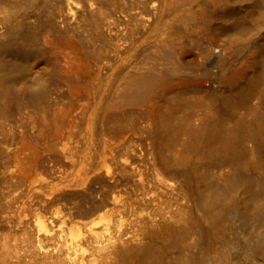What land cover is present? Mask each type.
<instances>
[{
  "label": "bare ground",
  "instance_id": "1",
  "mask_svg": "<svg viewBox=\"0 0 264 264\" xmlns=\"http://www.w3.org/2000/svg\"><path fill=\"white\" fill-rule=\"evenodd\" d=\"M127 1L0 0V127L5 126L7 130L10 125L7 128L9 123L6 122L14 110L24 106L41 109L44 111L42 118L46 117L49 108L53 105L58 107L52 95L63 97L62 90L70 95L67 98L71 97L73 106H76H72L75 108L73 113L68 110L62 118L63 113L57 112L62 108L58 102L60 109L56 112L61 115V118L57 115L58 120H64L63 123L59 121L61 125H57L60 129L59 132L55 131L57 133L45 134L48 125L42 118V126L38 127L36 136L18 127V137L13 142L12 156L9 158L10 168L0 176L3 182L0 216L7 214L3 217H6L5 220L16 219L17 226L21 228L25 216L21 218L22 207L19 205L25 201L31 204L38 198L45 206L67 194L70 188L74 189L72 192L85 197L94 184L119 187L132 181L140 190V206L131 208L126 219L128 223H143L135 229L137 222H132L133 228L124 224L127 222L121 218L125 215H121L119 219L124 226L121 222L119 224L120 220L117 221L115 235L112 230L109 236V229L106 233L103 225V232L109 237L106 236L104 241L100 238L99 241L95 223L90 221L74 226L70 221L71 226L66 221L70 227L67 229L65 226L64 240L62 233L65 230L61 229L66 223L62 222L64 218H60L61 222L56 224L59 226L55 229L61 227L63 236L56 235L63 237L64 242L70 241L64 244L59 239L67 252L62 250L61 244L48 247L52 243L49 240L55 235L54 223L64 213L60 210L62 215L55 216L57 213L51 211L54 218L53 215H50L52 220L46 218L51 223L47 220L48 224L45 223L44 218H38L33 223V239L32 235L25 234L27 230L24 233L18 230L26 235L21 234L23 238L20 237L18 244L14 236L19 237L20 232L15 230L18 234L13 233L12 242L8 241V237L12 238L10 234L5 237L7 240H0V264H27L29 260L37 259L48 262L54 257L61 259V254V257L54 256L61 250L65 251L62 257L65 264H95L99 252L104 254L107 262L111 253H117L121 260L124 252L119 242L123 239V233L129 238L143 237L144 242L141 241L143 243L135 249L136 255L143 263L155 261L161 252L160 243L169 241L174 235L173 230L162 223V219L165 216L181 217L180 211L184 207L190 213L197 208L209 223L202 232L198 225L193 252L188 250L191 253L182 255L181 259L177 257L180 259L177 264H228L230 255L223 248L219 249L217 261L214 259L217 256L215 251V262L210 261L208 258L211 257L204 254L206 248H203L202 240L206 237L204 233H210L216 242L219 241L217 244L223 242L224 246L230 244L229 248H234V244L224 240L229 229L227 221L231 209L245 225H256L253 215L262 223L257 228L255 243L264 248V42L248 44V40H242L245 33L240 32L244 35L240 34L241 39L238 34L239 28L241 30L243 24L246 26L248 23L246 18L251 12L254 18L262 16L259 5L262 7L264 2L261 0L263 3L259 4V0H250L252 3L243 0L237 9L238 6H231L229 0H134L133 4L140 7L139 10L135 8L134 12L128 5L131 0ZM253 4L259 8H251ZM104 14H111L112 21H108L107 16V20L103 19ZM260 17L257 19L260 20ZM115 21L123 27L114 28ZM227 21L231 25L241 26L237 27L236 32L239 36L236 34V41L226 40L220 45L215 39L224 30L221 24ZM239 21L241 24L237 23ZM101 44L103 47L110 46L108 51L105 50L106 56H103L105 47L98 49ZM27 61L49 63L50 69L32 83L19 73ZM17 83L18 86L15 85ZM63 100V104L67 103ZM55 110V107L52 108V117ZM48 112L50 114V110ZM134 116L145 122L144 126L138 123L143 128L142 135L146 132L145 138L142 135V139L134 137V132L139 131L136 129L138 125L134 124L138 121L133 119ZM128 126L131 129L135 126L133 133L125 134H134V140L123 136L124 130L130 128ZM51 152L66 159L71 170L65 173L58 170L54 184L44 180L45 176L44 179L38 176L42 180H35L33 177L37 169L42 168L40 165L46 160L45 154ZM117 194H110L107 201L109 207L105 204L104 213L100 211V216L110 214V211V216L114 212L126 213L128 206L118 198L122 193ZM180 200H184L183 203ZM97 220L100 221L98 216ZM149 221L152 223L146 226L144 222ZM84 243L89 246L88 252L84 249L86 253L82 249ZM247 248L246 253L248 251L249 257L253 256V249ZM200 253L203 257L197 259ZM56 261L52 262L56 264Z\"/></svg>",
  "mask_w": 264,
  "mask_h": 264
},
{
  "label": "rangeland",
  "instance_id": "2",
  "mask_svg": "<svg viewBox=\"0 0 264 264\" xmlns=\"http://www.w3.org/2000/svg\"><path fill=\"white\" fill-rule=\"evenodd\" d=\"M131 1H133V2H131ZM130 2H129V0L127 1V2H129L128 3V5L133 9V11L134 12H136V10H139L140 9V7L136 4H133L135 1L134 0H131ZM233 1H235V0H229V2H230V5L232 6H234V7H237V9L240 7V3H242L243 4V0H236V1H238L239 2V4H238V2L236 3V2H234L233 3ZM242 1V2H241ZM247 2H251L250 0L248 1V0H246ZM245 1V2H246ZM263 2H264V0H262ZM261 0H259V4L261 3H263ZM131 3H132V5H131ZM252 3V2H251ZM236 4V5H235ZM238 4V5H237ZM259 4H257V5H259ZM264 4V3H263ZM262 4V7H261V5H259V7H260V12L261 11H263V12H261V14L260 15H262L261 17L259 16V15H257L256 17L258 18V17H260V20H258L257 18H254L255 16L254 15H252L251 13L249 14L250 16H251V18H249V15H248V17L246 18V21H248V23H246V26L243 24V27L241 28V30H240V28H239V33H238V29H237V27H241V26H239L238 24L236 25V24H233V25H231V23H229L228 21L227 22H225V23H222L221 24V27H223L224 28V30H223V32L221 33V35H219V36H217V39H215V40H217V42H218V44H223L226 40L227 41H234V39H235V41H236V38L241 34L240 32H242L243 34L245 33V37H242V36H244L243 34H241L240 35V39H241V37H242V40L245 38L246 39V41L248 42V44H252V43H258V44H261V43H263L264 42V5ZM127 5V6H128ZM254 5V4H253ZM253 5H251V8H254V7H257V8H259L258 6H253ZM139 8H138V7ZM130 7H128L129 9H131ZM135 8H137L136 10H135ZM263 8V9H262ZM132 9H131V11H132ZM132 11V12H133ZM251 11H253L252 9H251ZM263 13V14H262ZM107 16V19H108V21L110 20V21H112L111 19V17L110 16H112L111 14H110V16H109V14H107V15H103V19H106L105 17ZM254 16V17H253ZM113 17V16H112ZM255 19H253V18ZM106 19V20H107ZM114 19V18H113ZM250 21H249V20ZM256 19L258 20V21H256ZM105 20V21H106ZM116 23L114 24V25H112L113 23H111V25H110V27L112 26V28H113V26H114V28L116 27L117 29H118V26L119 27H123V25L122 26H120L119 25V23H118V21H115ZM237 23H239V24H241L240 23V21L239 22H237ZM116 24H118V25H116ZM252 25H255L256 27L255 28H253L254 26H252ZM245 26V27H244ZM236 29H234V28ZM248 27V28H247ZM111 28V29H112ZM247 28V29H246ZM250 28H252V29H250ZM113 30V29H112ZM253 30V31H252ZM244 31V32H243ZM247 31H248V33H247ZM239 34H237V33ZM238 36H237V35ZM237 36V37H236ZM216 38V37H215ZM239 39V38H238ZM244 39V40H245ZM243 40V41H244ZM256 41V42H255ZM262 41V42H261ZM96 45H98V43L97 44H95V47L97 48V46ZM100 45V44H99ZM106 46L108 47V48H106ZM101 47L102 48H104L103 50V56L105 55V53H106V55H107V49H109V47L110 46H108V45H105L104 47L102 46V44H101V46H98V49H100L101 50ZM105 50H107V51H105ZM101 52V51H100ZM105 55V56H106ZM23 67L19 70V73H22V74H24L25 76H26V78L30 81V82H34L36 79H37V77L39 76V75H41V74H43L44 72H46V71H48L49 69H50V67H49V63H43V64H37V63H34V61H27V62H25V64L24 65H22ZM206 82H204L203 84H205ZM207 84V83H206ZM16 86H18V83L17 84H15ZM64 90H62V95H63V97L61 96H57V97H59L58 99L60 100V101H58V99L56 100V98L57 97H55L56 96V94L53 96L52 95V98H53V100L55 99V103H57L56 105L58 106V107H60L59 105L61 104V109H60V111H57V110H59L58 109V107H56V106H52L51 108H49L48 109V111L50 110V114H49V112L47 111L46 112V114L48 113V115H50V116H48V115H46V117L48 118H46V117H43L42 118V116L44 115V111H42L41 109H35L34 108V110L31 108V107H21V109H19V108H16L15 110H14V112H13V114L11 115V118H9V120L6 122L8 125H7V128L9 127V125H10V127H12V129H11V131H10V134H8L7 132H8V130H10L9 128L6 130V127L4 126H2L3 127V129H5V130H3L2 129V127H0L1 129H0V131L2 132V133H0V147H2L1 149L4 151H1V149H0V154H1V156H0V161L2 162H0V176L1 175H5L6 173H7V171H8V169L10 168V159L9 158H11V156H12V146L14 145L13 144V142L15 141V139L18 137V132H19V128H20V130H22V129H26V132H27V134H29V135H33V134H35V135H33V136H36L38 133H39V131H38V127L41 125L42 126V122L41 121H43L44 119H45V122H47V124L46 125H48V128L46 129V131H45V134H48L49 132V134H54V133H57V132H55V131H60V129L58 130V127H57V125L61 122V123H63V120L64 119H62V121L61 120H58L59 119V117L58 116H60V118H61V115H62V113H63V115H62V118H64V116H66V112L68 111V110H70V112L69 113H73L74 112V110H75V108H72V106H73V100L71 99V97L70 98H67L68 96H70L68 93V95H66L64 92H63ZM64 97H66V98H64ZM63 99H65V101H67V103L66 102H64V104H65V106H64V104H63ZM66 99H69V100H66ZM52 100V101H53ZM62 100V101H61ZM72 100V101H71ZM58 102L60 103V104H58ZM71 102V103H70ZM69 105V106H68ZM71 105V106H70ZM55 107V112L57 111L58 113H60L61 115H58V113L55 115V118L57 119H55L54 118V115H53V117L51 116V111H52V108H54ZM68 107H70L69 109H66V108H68ZM73 107H76V106H73ZM27 108H29L28 110H27ZM72 109H73V111H72ZM62 110V111H61ZM66 110V111H65ZM65 112V113H64ZM37 114V115H36ZM39 114H41V115H39ZM35 115V116H34ZM58 115V116H57ZM52 117V118H51ZM34 118H36V120L34 119V121L36 122H34L33 121V119ZM43 120H42V119ZM49 118H51V119H49ZM54 118V119H53ZM135 116L133 117V119L135 120ZM138 118V117H137ZM136 118V119H137ZM142 118H139V119H137L138 121L136 122V123H134L135 124V126L136 125H138V123H139V125H141V126H144V124H145V122H141L142 120H141ZM28 120V121H27ZM50 120H52V121H50ZM54 120V121H53ZM140 120V121H139ZM60 121V122H59ZM50 122H52V123H50ZM57 122V123H56ZM135 122V121H134ZM140 122H141V124H140ZM39 123V124H38ZM55 123H56V125H55ZM61 123L58 125V126H60L61 125ZM11 124H12V126H11ZM25 124V125H24ZM32 124H34L35 126H33ZM54 124V125H53ZM133 124V125H134ZM14 125V126H13ZM28 125V126H27ZM30 125V126H29ZM36 125H37V127H36ZM132 125V126H133ZM138 125V127L136 126V129L137 130H139V131H136V132H134V130H136L135 129V126L133 127L134 128V130L132 131V129H131V126H128V128L130 129H127V131L126 130H124L125 131V133L123 134V136L125 135V134H127V132L129 133V132H131V133H133L134 132V137H137V138H140V136L142 135V133L143 132H141V131H143V128L141 127V126H139ZM32 126V127H31ZM55 126V127H54ZM13 127H15V129L16 130H14V128ZM19 127V128H18ZM22 127H24V128H22ZM29 127V128H28ZM35 127V128H34ZM54 127V128H53ZM31 128H34V129H31ZM60 128V127H59ZM139 128V129H138ZM18 129V130H17ZM31 129V130H30ZM53 129V130H52ZM57 129V130H56ZM64 130V129H63ZM144 130L146 131V129H145V127H144ZM4 131H6V133H4ZM30 131H32V132H30ZM65 131V130H64ZM138 132H139V134H138ZM130 133V134H131ZM138 135H137V134ZM145 134L144 135H142L141 137L142 138H145V135H146V132H144ZM128 134V135H125L124 136V138L126 137V139H128V140H134V137H133V135L131 134ZM1 135H4V136H1ZM4 137V138H3ZM131 137H133V138H131ZM142 138H140V139H142ZM135 140H137V139H135ZM2 145V146H1ZM10 147L9 149L8 148H6V147ZM4 148H5V150H4ZM7 149V150H6ZM9 150V151H8ZM6 151H7V153H6ZM3 153H5V155L3 154ZM52 154H45V162H44V164H42V165H40V166H43L42 168H38L37 169V172H36V175H34V179L35 180H42V178H38V176H41V177H43V179L44 180H47V181H49V182H51V184H54L55 182H57V175H58V170L59 171H62L61 173H65V172H69V170H71V166H70V164L68 163V162H65L66 161V159H63L62 157H61V155L60 154H56V153H53V152H51ZM10 154V155H9ZM5 156V157H4ZM2 157L5 159H2ZM7 157V158H6ZM56 159V160H55ZM64 160V161H63ZM64 163V164H63ZM1 164H2V166H1ZM4 164V165H3ZM9 166V167H8ZM5 167V168H4ZM53 169H52V168ZM56 167H57V169H56ZM51 168V169H50ZM62 168H64V169H62ZM44 169V170H43ZM5 170V171H4ZM39 170V171H38ZM41 170V171H40ZM50 170V171H49ZM49 171V172H48ZM53 171V172H52ZM55 171V172H54ZM6 172V173H5ZM45 172H47V173H45ZM56 172H58V173H56ZM39 173V175H37ZM60 173V174H61ZM49 174V175H48ZM55 174V175H54ZM57 174V175H56ZM35 176H37V177H35ZM45 176V177H44ZM49 178V179H48ZM150 178V177H149ZM151 179V178H150ZM129 184V185H128ZM4 186H5V184H4ZM96 186V187H95ZM125 186H130V187H125ZM132 187V188H131ZM134 187V188H133ZM117 188H118V191H117ZM121 188V189H120ZM123 188V189H122ZM129 188H131V190L129 189ZM68 189V188H67ZM72 189L73 188H70L69 189V191L67 190V194L65 193L63 196H60V197H58V198H56V200H52L51 202H48V204L49 205H47V204H45V206H44V204H42L43 202L41 201V200H38V198L37 199H35L31 204L30 203H28V201H25V203L23 204V205H19V203H20V201H18L17 203H18V205L19 206H21L22 207V209H21V218L23 217V216H25L26 217V219H24L25 217H23V222H24V220H25V226H23L24 225V223H23V225H22V229L21 228H19V226H17V223H16V219L15 220H5L6 219V217L5 218H3L4 216H6V215H4V214H2L1 216H0V218H2V219H0V237H4V238H0V240H5L6 238H7V236L9 235V236H12V238L11 237H8V241L10 240L11 242H12V239H13V233L15 234V235H17L19 232V237L18 236H14V239H15V241H16V243H18V244H20V239L21 238H23L22 237V235H25V234H27V235H32V239L34 238V234H35V232H33L34 231V229H33V226L35 225H33V223L39 218H41V219H43L44 218V221H45V223H47L46 222V220L47 221H49L50 219L52 220V216H50V215H53V218H54V214H52V213H57L55 216H57V215H62V216H60L59 217V220H60V218L63 220V218H64V220L62 221L63 223L65 222L66 223V221H67V223H69L70 225H71V223H73L72 225H74V226H76L78 223H79V225L81 226V225H83V222L84 223H90V221L92 222V223H95L94 225H95V232H96V234L99 232H101V236L99 237L98 235H99V233H98V235H96V237H97V240H101L100 238H102L103 240H101V241H104V240H106V236H108L109 235V233H110V235L109 236H111L112 235V230H113V235H115L114 233H116V227L118 226V223H116L117 221H119V224H120V222H121V219H122V221H124L125 220V222H127V219L126 218H128V213L130 212V210L132 211V209H135V208H137L138 206H140V204H139V193H140V190L138 191V188L133 184V182L132 181H129L128 183H126V184H123V185H121V186H119V187H107V186H104V185H102V184H94V186L88 191V193L85 195V197H81L80 196V194L78 195V193H75V192H72ZM0 190H3V182H2V179H0ZM111 190V192H109ZM115 190H116V192H115ZM132 190H133V192L134 193H136V191L138 192V193H136V194H134L133 192H132ZM73 191H74V189H73ZM113 191V192H112ZM126 191V192H125ZM71 192V193H70ZM97 192H98V194H97ZM122 193V195H120L119 193ZM112 193H113V195L114 194H119V201H121L122 202V204H123V202L125 203V204H123V205H125L128 209H127V211H126V213H120V214H117V213H113L111 216H110V214L112 213V211H110V214H106V215H104V216H100V211H101V213H104L103 211L105 210H103V208L105 207L104 205L105 204H107L108 202L107 201H109L110 200V194L112 195ZM130 193V194H129ZM97 194V195H96ZM117 194V195H118ZM127 194V195H126ZM89 195V196H88ZM132 195V196H131ZM116 196V195H115ZM72 197V198H71ZM81 197V198H80ZM95 197V198H94ZM97 197V198H96ZM99 197V198H98ZM129 197V198H128ZM126 198V199H125ZM131 198V199H130ZM135 198H136V200H135ZM97 199H99V200H97ZM108 199V200H107ZM124 199V200H123ZM129 199V200H128ZM59 200V201H58ZM63 200V201H62ZM37 201V202H36ZM94 201V202H93ZM126 201V202H125ZM129 202V204H128V202ZM135 201V202H134ZM182 200H180L179 202H181ZM184 201V200H183ZM183 201L181 202V203H183ZM38 202H40V203H38ZM62 202V203H61ZM64 202H66V203H64ZM102 202V203H101ZM131 202H133L134 203V205H133V203H131ZM179 202H178V204H179ZM17 203H15V204H17ZM55 203H57V204H55ZM61 203V204H60ZM69 203V204H68ZM76 203V204H75ZM130 203H131V205H130ZM136 203H137V205H136ZM41 204V205H40ZM55 204V205H54ZM65 204V205H64ZM96 204V205H95ZM128 204V205H127ZM176 204V203H175ZM39 205V206H38ZM57 205V207H59V208H57V207H55ZM60 205H61V207H60ZM64 205V206H63ZM68 205H70V206H68ZM85 205V206H84ZM87 205V206H86ZM90 205H92V206H90ZM103 205V206H102ZM130 205V206H129ZM38 206V207H37ZM47 206V207H46ZM50 206V207H49ZM73 206V207H72ZM107 207H109V205L107 204L106 205ZM134 206V207H133ZM29 207V208H28ZM43 207V208H42ZM45 207V208H44ZM55 207V208H54ZM63 207H64V210H62L63 209ZM68 208V211H69V213H67L68 211H66L67 210V208ZM76 207V208H75ZM78 207V208H77ZM89 207V208H88ZM175 207V206H174ZM30 209V210H28V209ZM41 208V209H40ZM71 210H70V209ZM132 208V209H131ZM27 209V210H26ZM53 209H56V211H53ZM117 210L119 209V206H117V208H116ZM60 210H61V212H63L64 211V213H60ZM74 210V211H73ZM76 210H77V212H76ZM186 209H185V207L183 208V210H181L180 211V215H181V217H177L176 219L175 218H168V216H165L164 218L165 219H162V223H164V225H166V226H168V227H170L172 230H173V237L172 238H170V240L169 241H167V240H165L163 243H160L161 244V252H160V255H159V257L155 260V261H151V262H145V263H143L142 261H140L139 259H138V256L136 255V252H135V249L138 247V246H140L143 242H144V239H143V237H138V236H135L137 239H135V237L134 238H129L128 237V235L126 234V233H123L124 235H122L121 236V238L123 237V239H120L121 241L119 242V247H120V249H122L123 250V255H122V257H123V259H121L120 260V258H118V255H117V253L116 254H114V253H111L112 255H110L109 257H110V259H109V261L107 262L106 260H104V254H102V252H99V253H97V254H99L100 256H102V258L99 256V255H97L95 258H96V260H95V264H99V262L101 263V264H177L178 262H179V260L182 258V255L184 256V255H187V254H189V253H191V252H193V246H194V244H196L195 243V241H196V237H197V234H198V232H196L197 231V228H198V225H200V228H199V230L202 232L203 230H205L206 228H207V226H208V219L206 218V217H204V218H202V216H201V212L196 208V209H193L192 211H191V213L189 212V211H185ZM50 211V212H49ZM51 211H52V213H51ZM59 211V212H58ZM71 212V213H70ZM60 213V214H59ZM77 213H79V214H77ZM96 213H98L97 214V216H98V219H100V221L102 220V222H100L99 220H97V221H95V219H97V216H96ZM24 214V215H23ZM65 214H67V216H65ZM114 214H116V215H114ZM39 216V217H37V216ZM42 215V216H41ZM45 215H46V217H45ZM49 215V216H48ZM72 215V216H71ZM74 215V216H73ZM78 217H77V216ZM80 215V216H79ZM91 215H92V217H91ZM116 216V217H114V216ZM121 215L122 216H124V218H121ZM230 217H229V221H227V228L229 227V229L227 230V233H226V235L224 236L225 238H224V240L226 239V241L228 242V243H232V245L234 244V248H229V246H230V244L229 245H223V242H220V243H222V244H217V242L219 243V241H215L214 240V238L212 237V236H210V233H209V235L207 234V233H204V235H206V237H205V239H206V241H205V239H203L202 241L204 242V245H203V248H206L205 249V251H206V253H204V254H206V255H208V256H210L211 258H208L210 261H212V262H215V261H217L216 259H218L217 257H219V255H220V250L219 249H221L222 250V248L223 249H226V251H227V253H228V255H230V256H228V258L229 259H231L229 262H228V264H234V263H236V262H238L239 264H264V248L263 247H259V245H257L255 242H256V240H255V237H256V233H257V231H258V229L257 228H259L260 227V225L262 224L260 221H257L256 219V216L255 215H253L254 216V222L256 223V225H253V226H248V225H245V224H243L241 221H239L237 218H236V216H234V210L233 209H231L230 211H229V214H228ZM259 215V214H258ZM69 216H70V218H69ZM102 217V218H100V217ZM176 216H177V213H176ZM264 216V215H263ZM36 217V218H35ZM65 217H67L68 219L67 220H65ZM75 217V218H74ZM94 217V218H93ZM106 217V218H105ZM112 217V218H111ZM34 218V219H33ZM46 218H49V220L48 219H46ZM72 218V219H71ZM73 218H74V220H73ZM77 218V219H76ZM87 218V219H86ZM89 218V219H88ZM90 218H92V219H90ZM108 218V219H107ZM118 218V219H117ZM119 218H121V219H119ZM104 219V220H103ZM111 219V220H110ZM113 219V220H112ZM116 221H115V220ZM178 219V220H177ZM59 220H57V222H55L54 224L56 225V224H58V222H61V220L59 221ZM76 220L78 221V222H76ZM81 220V221H80ZM87 220V221H86ZM106 220V221H105ZM108 220H110V222L108 221ZM171 220V221H170ZM204 220V221H203ZM256 220V221H255ZM14 221H15V223H14ZM32 221V222H31ZM70 221H71V223H70ZM76 223H75V222ZM103 221H105V222H103ZM173 221H174V223H173ZM176 221V222H175ZM206 221V222H205ZM27 222H28V224H27ZM50 223H51V221H49ZM80 222H82V224L80 223ZM96 222H97V225H98V223H99V227L96 225ZM129 222V221H128ZM124 223V222H121L122 223V225L124 226V224H129V225H131L132 227H133V223L134 222H137V221H130V223ZM229 222V223H228ZM13 223V224H12ZM36 223V222H35ZM63 224V226H62V229H61V227H59V229H55V227L57 228V226H59V225H54L53 226V230L55 231V235H54V237H53V239H54V241H53V239H51V240H49V242L51 241L52 243L50 244L49 242V245H48V243H47V245H48V247L49 248H53L54 246H56V245H62V243H60L61 241L59 240L60 238H61V236H63L64 235V233H65V235H66V227L65 226H67V229L70 227V226H68L69 224ZM101 223V224H100ZM108 224V226H107V224ZM114 223V224H113ZM116 223V224H115ZM124 223V224H123ZM137 223H139V221L137 222ZM137 223H135V229H137L139 226H142L143 225V223L142 224H137ZM149 223H152V222H144V224L146 225V226H150V224ZM179 225H178V224ZM183 223V224H182ZM26 224H27V227H26ZM48 224V223H47ZM133 224V225H132ZM177 224V225H176ZM185 224V225H184ZM14 225H16V227L14 226ZM71 225V226H72ZM103 225H105L104 227H102ZM113 225H116V226H113ZM138 225V226H137ZM184 227H182V226ZM196 225V226H195ZM207 225V226H206ZM31 226V227H30ZM78 226V225H77ZM108 228H107V227ZM173 226V227H172ZM178 226H180V227H178ZM9 227V228H8ZM23 227H26L25 229L23 228ZM63 227H65L64 229H63ZM97 227V228H96ZM133 227V228H134ZM196 227V228H195ZM16 228V229H15ZM17 228H19V229H17ZM31 228H32V230H31ZM99 228H101V229H99ZM105 230H104V229ZM107 228V229H106ZM181 228V229H180ZM184 230H183V229ZM11 229V230H10ZM14 229V230H13ZM65 230V232H63L62 233V231L61 230ZM98 229V230H97ZM110 231H109V230ZM158 229V228H157ZM191 229V230H190ZM196 229V230H195ZM6 230V231H5ZM13 230V231H12ZM18 232H16V231ZM18 230H21L22 232L23 231H28L29 232V234H28V232H26L25 234H23L21 231H18ZM29 230H31V231H29ZM57 230H59V231H57ZM100 230V231H99ZM103 230L107 233V230H108V235L106 234V233H104L103 232ZM175 230V231H174ZM4 231V232H3ZM15 231V232H14ZM125 231H127V230H125ZM182 231V232H181ZM190 231H192V232H190ZM7 232V233H6ZM63 234H61V233ZM103 232V233H102ZM175 232V233H174ZM188 232V233H187ZM196 232V233H195ZM3 233V234H2ZM5 233V234H4ZM12 233V234H11ZM31 233H34V234H31ZM22 234V235H21ZM59 234V235H61L60 237H58L57 235ZM106 234V235H105ZM178 234V235H177ZM193 234V235H192ZM65 235H64V240H65ZM125 235H127V237H126V239L124 238V236ZM177 237H176V236ZM190 235H191V237H190ZM209 237H208V236ZM26 236V235H25ZM108 236V237H109ZM186 236V237H185ZM194 236H196V237H194ZM6 237V238H5ZM17 239H16V238ZM21 237V238H20ZM104 237V238H103ZM107 237V238H108ZM190 238V240H188V238ZM61 238V240H62V242L64 243V244H69L68 242H70L69 240L67 241V242H64L63 241V239ZM132 239V240H129V239ZM193 238V239H192ZM209 238V239H208ZM221 238V240H223L222 239V237H220ZM219 238V239H220ZM13 239V240H14ZM57 241H56V240ZM142 239V240H141ZM214 240V242H212V240ZM2 240V241H3ZM7 240V239H6ZM123 240H124V242H123ZM125 240H126V242H125ZM128 240V241H127ZM137 240V241H136ZM56 241V242H55ZM141 241H143V242H141ZM55 242V243H54ZM59 242V243H58ZM139 242H141V243H139ZM1 243V242H0ZM54 243V244H53ZM57 243V244H56ZM126 243V244H125ZM177 243V244H176ZM56 244V245H55ZM85 245H82V249L84 250L85 248V250L88 252V250H89V246L88 245H86V243H84ZM122 244V245H121ZM129 244H131V245H129ZM174 244H176V245H174ZM215 244V245H214ZM52 245V246H51ZM124 245V246H123ZM127 245H129V246H131V247H129L128 246V248H127ZM207 245V246H206ZM217 245V246H216ZM86 246V247H85ZM121 246H123V248H121ZM166 246V247H165ZM176 246H178V247H176L177 249H176V251L174 250V248ZM212 246V247H211ZM220 246V247H219ZM227 246V247H226ZM57 247V246H56ZM62 248L64 247V245H62L61 246ZM65 247H66V245H65ZM125 247V248H124ZM180 247V248H179ZM189 249H188V248ZM212 248L211 249V251L210 250H208V249H210V248ZM217 247H219V248H217ZM247 247H251L252 249H253V251H254V255L253 256H251V257H249V254H248V251H247V253H246V250L248 249ZM88 248V249H87ZM126 248H127V250H126ZM130 248V250H128ZM184 248H185V250H187V251H185L184 250ZM187 248V249H186ZM213 248H216L215 250L213 249ZM67 249V248H66ZM62 250H65V248H63ZM62 250L60 251V253L59 252H57L56 254L55 253H53V254H55L54 256H60V254H61V256L63 257L64 256V254H63V252H65V251H67V250H65V251H63L62 252ZM85 250H84V252H85ZM162 250H163V252H162ZM175 252H174V251ZM181 252H180V251ZM183 250V251H182ZM188 250H190L191 252H189ZM200 250H201V248H200ZM217 250V251H216ZM167 251H168V253H167ZM213 251H215L216 252V255H215V253L213 252ZM219 251V252H218ZM68 252V251H67ZM128 252H131V253H128ZM178 252V253H177ZM183 252V253H182ZM187 252V253H186ZM189 252V253H188ZM86 253V252H85ZM197 253V252H196ZM212 253V254H211ZM102 254V255H101ZM173 254H174V256H173ZM176 254H177V256H176ZM180 256H179V255ZM213 255V256H211V255ZM114 255V256H113ZM130 255V256H129ZM170 255V257H168ZM222 255V254H221ZM60 256V257H61ZM166 256H167V259H166ZM171 256H172V258H171ZM216 256V257H215ZM61 257V259L60 258H58V259H56L55 257L54 258H50V260H47L48 262H44L43 260H40V259H37L38 261H31V260H29V263H27V264H38V262H40L39 264H55V263H53L52 261L54 260V262L56 261L57 263L56 264H60V263H63V264H65V262H64V260H63V258ZM113 257V258H112ZM176 257V258H175ZM177 257H179V258H177ZM197 257V256H196ZM202 258L203 257V255H202V253H200V255H198V258L197 259H199V258ZM213 257H215L214 259H215V261H214V259H213ZM100 258V260H98ZM136 258V259H135ZM169 258V259H168ZM200 258V259H201ZM51 259H53V260H51ZM106 259V258H105ZM124 259H126V260H124ZM104 260V261H103ZM118 260H120V261H118ZM131 260V261H130ZM134 260V261H133ZM99 261V262H98ZM107 263H106V262ZM113 261V262H112ZM203 261H205V260H203ZM24 262V261H23ZM23 262H21V263H23ZM41 262H43V263H41ZM51 262V263H50ZM104 262V263H103ZM111 262V263H110ZM119 262V263H118ZM121 262V263H120ZM127 262V263H126ZM128 262H131V263H128ZM24 264V263H23ZM94 264V263H93ZM198 264H200L199 262H198ZM202 264V263H201Z\"/></svg>",
  "mask_w": 264,
  "mask_h": 264
}]
</instances>
